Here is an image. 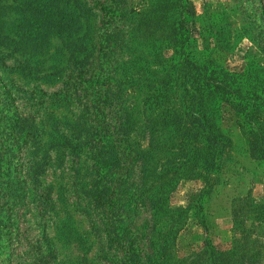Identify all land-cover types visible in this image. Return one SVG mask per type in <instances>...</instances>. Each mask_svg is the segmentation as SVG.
I'll return each instance as SVG.
<instances>
[{
	"label": "rangeland",
	"instance_id": "obj_1",
	"mask_svg": "<svg viewBox=\"0 0 264 264\" xmlns=\"http://www.w3.org/2000/svg\"><path fill=\"white\" fill-rule=\"evenodd\" d=\"M189 46L264 74V0H0V264H199L207 241L264 264V160L216 97L231 145L207 167L176 82ZM163 182L169 218L143 200ZM118 183L138 198L112 217Z\"/></svg>",
	"mask_w": 264,
	"mask_h": 264
},
{
	"label": "trees",
	"instance_id": "obj_2",
	"mask_svg": "<svg viewBox=\"0 0 264 264\" xmlns=\"http://www.w3.org/2000/svg\"><path fill=\"white\" fill-rule=\"evenodd\" d=\"M174 30L182 37L180 38L182 44L179 46L184 47V44L190 38V34H185L180 26L174 28ZM107 36H110V34ZM102 43L105 42L100 37L98 44L101 46ZM105 44L107 46L110 45V43ZM102 63L106 67L110 66L107 60H103ZM255 67H257V64L250 60L239 68L234 67L230 70L213 60H203L198 57L193 52L191 46L186 49L185 56L179 58L176 64V82L179 85V89L182 90L181 95L183 99L186 102L189 101V104L191 102V106L193 108L196 107L195 110L198 114L201 113L200 110L203 111L201 116L203 117L204 124L202 128L197 129V132H200L201 137L204 138L207 145L206 165L208 168L214 169L217 166V162L231 145V139L222 131L217 122L216 104L213 102L217 99L216 97L221 98L224 103L233 109L239 129L249 137L251 157L258 161L264 160V74L257 73ZM192 70L194 72L190 74ZM109 78L111 79L112 76H109ZM168 96L169 92L165 88H162V86H158L156 91L150 93L149 97L155 100L164 99ZM119 117L122 118V116ZM111 183L105 185V192L111 187ZM116 188L124 192L114 199L116 200L113 204L116 207V213L111 215L112 217L119 214L118 211L120 209L123 210L126 198L132 200V197H134L133 201H136L138 198L135 191H132L131 195L128 196L126 193L127 188L121 187L120 183L117 184ZM167 191L168 184L163 182L161 186L162 193L157 197L156 202L148 198V196H145L143 200L144 204L151 208L155 206L158 209L160 208V214L162 215L163 213L169 218L170 212L164 204L167 198L165 195ZM202 192L203 190L198 192L197 200H201ZM195 214L199 223L207 230L202 202L198 204ZM116 236V239H122L119 234ZM130 238L132 236H129V239L126 238V243H129L128 249H132ZM205 244V250L209 252L207 256L208 263L199 264H223L225 260L230 262L234 259V257L231 259L229 253L225 254L219 251L218 248L208 241ZM129 253L131 255L134 254L133 249ZM196 263L198 264V262Z\"/></svg>",
	"mask_w": 264,
	"mask_h": 264
}]
</instances>
